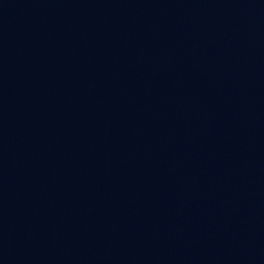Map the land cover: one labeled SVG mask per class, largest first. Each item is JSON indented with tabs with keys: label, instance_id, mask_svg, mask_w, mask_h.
<instances>
[{
	"label": "water",
	"instance_id": "obj_1",
	"mask_svg": "<svg viewBox=\"0 0 264 264\" xmlns=\"http://www.w3.org/2000/svg\"><path fill=\"white\" fill-rule=\"evenodd\" d=\"M0 264H264V0H0Z\"/></svg>",
	"mask_w": 264,
	"mask_h": 264
}]
</instances>
